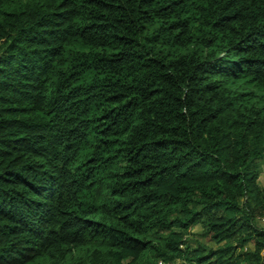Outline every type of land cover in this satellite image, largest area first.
Segmentation results:
<instances>
[{"label": "trees", "instance_id": "obj_1", "mask_svg": "<svg viewBox=\"0 0 264 264\" xmlns=\"http://www.w3.org/2000/svg\"><path fill=\"white\" fill-rule=\"evenodd\" d=\"M264 0H0V264H264Z\"/></svg>", "mask_w": 264, "mask_h": 264}, {"label": "rangeland", "instance_id": "obj_2", "mask_svg": "<svg viewBox=\"0 0 264 264\" xmlns=\"http://www.w3.org/2000/svg\"><path fill=\"white\" fill-rule=\"evenodd\" d=\"M263 171H264V167H263ZM262 180H264V174H263V176H262V178H261Z\"/></svg>", "mask_w": 264, "mask_h": 264}]
</instances>
